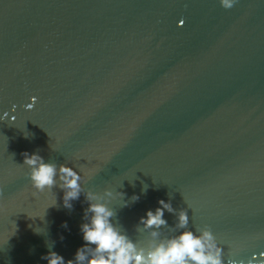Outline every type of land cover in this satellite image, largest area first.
I'll use <instances>...</instances> for the list:
<instances>
[{"label":"water","instance_id":"1","mask_svg":"<svg viewBox=\"0 0 264 264\" xmlns=\"http://www.w3.org/2000/svg\"><path fill=\"white\" fill-rule=\"evenodd\" d=\"M25 150L123 192L133 239L163 198L225 261L264 264V0H0V264L71 259L87 202L34 189Z\"/></svg>","mask_w":264,"mask_h":264},{"label":"clouds","instance_id":"2","mask_svg":"<svg viewBox=\"0 0 264 264\" xmlns=\"http://www.w3.org/2000/svg\"><path fill=\"white\" fill-rule=\"evenodd\" d=\"M219 3L227 9L235 0H219ZM24 135L28 134L25 132ZM21 155L34 189L52 190V186L56 185L62 189L60 202L67 209L73 207L72 201L81 193L87 202V206L82 208L78 225L83 243L76 247L72 258L67 260L48 245L49 251L40 257L47 264H243L232 259L225 261L221 246L209 226L188 227L187 211L184 208L174 209L171 202L163 198H157L156 206L146 209L138 217L136 231L143 230L146 235L142 240L133 239L114 222L115 211L109 203L110 200L119 199L122 206H127L128 200L122 199L125 195L123 192L109 187L103 188L102 192L85 188V179L90 175L80 166L45 160L36 151L29 153L25 150ZM146 188L147 185L142 191ZM138 199L137 193L129 197L133 202ZM55 204L54 196L48 207ZM165 211L175 213V224L170 226L171 231L162 234L161 226L167 224ZM61 227L67 228V221H61ZM33 231L40 230L34 228ZM60 238L63 239V236Z\"/></svg>","mask_w":264,"mask_h":264},{"label":"snow or ice","instance_id":"3","mask_svg":"<svg viewBox=\"0 0 264 264\" xmlns=\"http://www.w3.org/2000/svg\"><path fill=\"white\" fill-rule=\"evenodd\" d=\"M261 255H264V252H262Z\"/></svg>","mask_w":264,"mask_h":264}]
</instances>
